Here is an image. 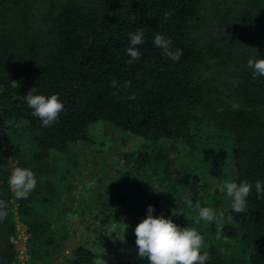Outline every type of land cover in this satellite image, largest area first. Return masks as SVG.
<instances>
[{
  "label": "trees",
  "instance_id": "16d2710c",
  "mask_svg": "<svg viewBox=\"0 0 264 264\" xmlns=\"http://www.w3.org/2000/svg\"><path fill=\"white\" fill-rule=\"evenodd\" d=\"M165 12L172 13L167 20ZM138 29L144 32V43L136 46L141 55L128 64V34ZM157 34L171 40L173 51L183 50L178 62L154 45ZM250 58L264 59V0H0V199L8 211L0 222V264L16 257V216L26 226L31 260L49 264L61 253L46 209L55 188L46 178L60 166L55 154L90 140L98 121L142 138L145 150L137 162L153 167L161 181L172 160L164 149L183 145L195 152L200 140L208 141L206 133L229 135L233 182L247 180L253 187L247 211L231 209L222 224L221 238L239 248L224 253L209 243L206 264H264V198L254 187L264 184V76L253 78ZM210 65L212 76L205 74ZM113 80L131 86L113 88ZM32 87L35 95L57 94L64 105L50 127H41L25 102ZM15 167L35 174L27 199H16L9 187ZM116 198L122 204L128 195L119 190ZM139 206L130 229L134 241L148 206L160 208L152 193ZM172 213L162 215L180 227L192 225L185 211ZM66 264H95V255L78 245Z\"/></svg>",
  "mask_w": 264,
  "mask_h": 264
},
{
  "label": "rangeland",
  "instance_id": "374dc122",
  "mask_svg": "<svg viewBox=\"0 0 264 264\" xmlns=\"http://www.w3.org/2000/svg\"><path fill=\"white\" fill-rule=\"evenodd\" d=\"M212 67L204 69L206 75H214ZM206 135L209 136L208 141L200 140L195 152L183 145L164 149L172 158L166 181L159 179L153 167L138 164V153L145 150L142 138L104 121L92 126L90 140L79 142L67 153L55 154L60 166L56 173L46 178L49 189L55 188V195L47 202L46 209L52 230L63 248L61 253L54 254L56 258L49 264H66L72 249L78 245L86 246L94 253L95 264H104V261L117 264L138 257L130 229L135 223L139 205L151 193L160 204L154 216L165 211H185L193 220L190 227L197 228L204 237V247L213 243L224 253L238 249L235 240L216 239V232L210 230L217 222L223 224L230 220L232 201L225 195L223 184L225 181L233 182V141L225 134L209 132ZM5 142L10 148V142ZM7 160L10 161V157ZM193 178H198L195 184ZM119 190L128 195L122 204L116 198ZM189 201L192 202L191 207ZM197 202L201 207L212 208L217 219L196 224ZM24 230L26 226L16 216L13 241L17 247L21 246ZM28 263L42 264L31 260L30 256Z\"/></svg>",
  "mask_w": 264,
  "mask_h": 264
},
{
  "label": "clouds",
  "instance_id": "9594fccd",
  "mask_svg": "<svg viewBox=\"0 0 264 264\" xmlns=\"http://www.w3.org/2000/svg\"><path fill=\"white\" fill-rule=\"evenodd\" d=\"M172 13L165 12L164 19L167 20ZM130 44L126 54L131 58L127 61L132 64L140 58V52L137 45L144 43V32L138 29L135 33H129ZM171 40L161 34L154 38V45L163 50V55L167 56L174 62H178L183 55L182 49H171ZM248 67L252 69L253 78L264 76V59L250 58ZM16 84V82H13ZM131 86L130 81H126L122 86L117 81L111 82V87L128 88ZM36 88L32 87L24 96L27 106L32 109V115L42 121L41 127H50L58 121L60 113L64 110V105L57 94L50 97L44 95H35ZM114 96L119 94L114 92ZM135 100L136 95L133 93L128 97ZM10 189L16 199H27L32 191L35 190L37 180L35 174L28 168L15 167L8 179ZM92 187V185H89ZM253 185L247 180L240 183L225 181L223 189L225 195L231 199V208L236 213L247 211L246 198L250 195ZM257 198H264V184L261 181L255 182ZM191 207L192 202H188ZM198 209V218L195 223L201 221L212 222L217 219L216 212L209 207H201L199 202L195 205ZM155 209L152 206L147 208V216L134 229L136 237L135 244L138 249V257L146 259L147 264H206L210 259V253L204 251V237L195 227H180L171 219H165L161 214L159 217L153 215ZM176 215V211H173ZM8 216L7 204L0 199V222H3ZM223 218V212L220 213ZM127 227V225H126ZM223 234V225L219 222L216 224V239H221ZM225 239H227L225 237ZM106 264V261H104Z\"/></svg>",
  "mask_w": 264,
  "mask_h": 264
},
{
  "label": "built area",
  "instance_id": "2783aa9c",
  "mask_svg": "<svg viewBox=\"0 0 264 264\" xmlns=\"http://www.w3.org/2000/svg\"><path fill=\"white\" fill-rule=\"evenodd\" d=\"M27 239H28V233L26 232V230H24L23 233V241L21 243L20 247H17V245L15 244V248H16V257L14 259V261L12 262V264H29V254H28V249H27ZM14 242V241H13Z\"/></svg>",
  "mask_w": 264,
  "mask_h": 264
}]
</instances>
